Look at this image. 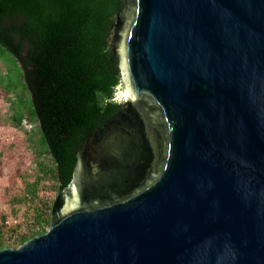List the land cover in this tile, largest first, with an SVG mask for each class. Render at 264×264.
<instances>
[{
    "label": "water",
    "instance_id": "1",
    "mask_svg": "<svg viewBox=\"0 0 264 264\" xmlns=\"http://www.w3.org/2000/svg\"><path fill=\"white\" fill-rule=\"evenodd\" d=\"M59 190L0 264H264V0H0Z\"/></svg>",
    "mask_w": 264,
    "mask_h": 264
},
{
    "label": "trees",
    "instance_id": "2",
    "mask_svg": "<svg viewBox=\"0 0 264 264\" xmlns=\"http://www.w3.org/2000/svg\"><path fill=\"white\" fill-rule=\"evenodd\" d=\"M0 88L4 92L2 121L20 130L34 154L32 173L26 174L23 190L9 198L11 212L17 217L9 224L0 213V249L16 248L47 231L51 221V200L41 197L45 188L59 190L58 167L43 134L29 87L16 56L0 43ZM25 229L20 231L19 228Z\"/></svg>",
    "mask_w": 264,
    "mask_h": 264
},
{
    "label": "rangeland",
    "instance_id": "3",
    "mask_svg": "<svg viewBox=\"0 0 264 264\" xmlns=\"http://www.w3.org/2000/svg\"><path fill=\"white\" fill-rule=\"evenodd\" d=\"M4 106V92L0 88V112ZM34 154L31 145L24 139L23 133L6 124L0 116V213L7 216L9 224L16 222L17 217L11 212L9 198L20 193L24 188L26 174L32 173ZM57 192L45 188L40 195L53 202ZM20 227L19 230H24Z\"/></svg>",
    "mask_w": 264,
    "mask_h": 264
}]
</instances>
